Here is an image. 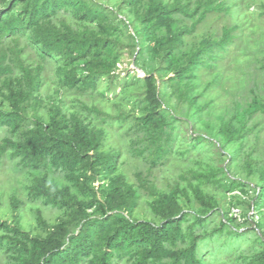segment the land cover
Listing matches in <instances>:
<instances>
[{
    "label": "trees",
    "instance_id": "obj_1",
    "mask_svg": "<svg viewBox=\"0 0 264 264\" xmlns=\"http://www.w3.org/2000/svg\"><path fill=\"white\" fill-rule=\"evenodd\" d=\"M102 1L0 0V132L8 133L0 158L9 152L23 169L38 173L29 186L30 198L72 213L69 222H60L46 235L32 236L19 224L3 223L0 247L6 254L15 253L9 255L11 264H120L125 257L132 264H208L200 257L199 238L183 230L189 214L182 213L173 196L162 195L156 202L155 211L166 220L161 226L108 214L132 216L138 192L119 173L122 154L108 146L107 129L94 125L88 116H98L101 124L126 118L124 114L112 117L87 103L97 97L101 80L117 69L123 51L120 37L124 29H132L130 48L146 77L126 79V85L144 82L147 87L139 106L142 114L132 122V153L148 159L152 174L169 158L177 134L163 109L161 89H168L179 107H188L199 119L210 114L211 104L204 100L219 80L214 76L206 84L197 81L229 62L238 33L248 21L243 16L246 0H120L115 8ZM212 13L235 15L238 22L218 37H203L196 49L184 53L187 39ZM161 72L173 74L166 86L162 77L155 76ZM51 78L57 83V95L80 91L85 97L73 113L64 100L50 103L46 123L41 115L46 106L42 93ZM203 85L204 91L197 94ZM251 94L247 107L238 104L234 116L222 122L225 140L243 141L256 128V124L250 127L254 116L264 114V95ZM49 171L64 175L70 186L50 182ZM136 175L150 191V178ZM261 175L255 210L264 226V208L259 212L264 207V170ZM102 179L111 182L105 201L99 203L95 197L82 201L80 196L95 195L90 182ZM224 186L237 191L240 184ZM12 202L16 211L24 203L17 198ZM93 214L101 217L92 218ZM39 215L42 229L48 227ZM76 221L80 229L70 233ZM196 223L202 225L204 220L198 218ZM187 239H192L189 247L180 248ZM250 264H264V245Z\"/></svg>",
    "mask_w": 264,
    "mask_h": 264
},
{
    "label": "rangeland",
    "instance_id": "obj_2",
    "mask_svg": "<svg viewBox=\"0 0 264 264\" xmlns=\"http://www.w3.org/2000/svg\"><path fill=\"white\" fill-rule=\"evenodd\" d=\"M119 1L114 0L110 4L109 0L102 2L115 8ZM263 4L264 0L244 2L243 16L247 15L248 21L245 29L238 33L239 42L229 54V62L213 71H207L197 81L206 84L214 76L219 80L216 89L211 94L206 93L209 96L204 100L211 104L210 114L204 113L199 119L194 111H188V107H179L172 100L168 89H161L163 109L168 112L167 120L177 127V134L169 158L162 166L154 169L152 174L148 173L151 167L148 159L132 153V122L133 118L142 114L139 106L147 89L144 82L126 85V79L129 81L146 77L141 63L137 64V54L130 48L132 29H124L123 37H120L123 51L117 69L111 77L101 80L96 89L97 97L87 103L89 106H98L112 117H122L124 114L126 118L119 121L107 120L101 124L98 116H88L94 125L107 129L110 138L108 146L119 149L122 154L119 173L125 175L138 192V206L132 216L117 211L108 214L161 226L166 220L155 211L156 202L162 195L173 196L182 213L189 214L187 221L183 223V230L191 232L193 238H199L200 257L208 264H250L263 250L264 226L261 225V214L255 210V202L263 185L261 172L264 170V114L254 116L250 127L256 124V128L253 132H247L241 142L227 141L221 132L222 122L234 116L238 104L241 103L243 108L247 107L252 96L251 91L264 95ZM237 22L235 15L230 18L228 14H210L197 32L187 39L183 52L193 51L203 37H218L225 27H232ZM172 75L163 72L155 74L157 78H163L164 86L168 85ZM55 82L52 78L49 79L42 93L46 106L41 115L46 123L50 120V103L58 104L64 100L65 108L73 113L78 110L77 102L84 101L85 97L81 96L80 91L57 95ZM204 89L205 85L197 94ZM32 115L33 112H30V116ZM6 136L7 132H0V146ZM146 144L147 142H143V145ZM250 159L255 163L249 164ZM138 173L150 178V191L140 185L136 175ZM37 175L35 171L23 169L17 160H12L9 152L0 158V225L19 224L25 232L36 236L46 235L48 230L62 221H70L72 213L69 211L30 198L29 186ZM49 175L50 182L55 185L70 186L64 175L54 171H49ZM230 182L240 184L237 191L224 186ZM90 185L94 188L95 195L80 196L81 200L90 201L95 197L99 203H103L111 182L102 179L90 182ZM14 198L24 202L17 211L13 207ZM263 208L258 209L259 212ZM40 213L48 224L44 229L38 220ZM100 217L101 215L92 216ZM231 217L234 219L229 221ZM198 218L204 220L202 225L196 223ZM77 223L78 221L71 225L70 233L80 229ZM257 224L261 226L257 227ZM191 241L192 239H187L180 248H188ZM13 254L15 255L6 254L0 247V264H11L9 255ZM119 263L132 264V261L125 257Z\"/></svg>",
    "mask_w": 264,
    "mask_h": 264
}]
</instances>
